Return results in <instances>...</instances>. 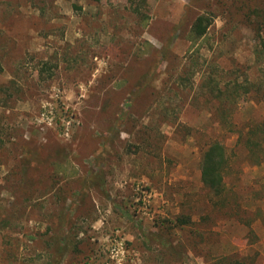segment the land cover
Here are the masks:
<instances>
[{
    "label": "rangeland",
    "instance_id": "rangeland-1",
    "mask_svg": "<svg viewBox=\"0 0 264 264\" xmlns=\"http://www.w3.org/2000/svg\"><path fill=\"white\" fill-rule=\"evenodd\" d=\"M246 5L264 0H0V264H104L112 244L124 264H165L157 224L179 214L194 223L172 230L177 264H264V218L248 233L200 181V150L217 138L227 187L264 213V159L215 119L264 121V27ZM203 12L212 22L191 42ZM233 81L255 87L220 104L211 87Z\"/></svg>",
    "mask_w": 264,
    "mask_h": 264
},
{
    "label": "trees",
    "instance_id": "trees-1",
    "mask_svg": "<svg viewBox=\"0 0 264 264\" xmlns=\"http://www.w3.org/2000/svg\"><path fill=\"white\" fill-rule=\"evenodd\" d=\"M238 8L242 9V17H244V19L253 20L257 28L264 27V9L248 5L244 7L238 6ZM213 16L214 15L210 12H203L195 17L188 32V38L191 42L197 41L206 34L207 28L211 24ZM259 39L264 47V38L259 37ZM2 70L3 67L0 61V72ZM144 76L145 75L143 74V78ZM207 82L215 83L214 79H209ZM250 87L252 88L255 86L251 83H237L233 81L230 83L228 88L224 87V89L216 90L215 87H211V90L216 91L214 95L219 99L220 104H225L226 102L229 105L232 103L235 104L234 102L237 97H239L240 94L251 90ZM241 89H243V91H241ZM215 119L227 129L232 130L231 128L234 127V130H237L235 133V144H238L241 148H243L248 159H256V163L258 164L263 161L264 121L256 123L253 122L251 124L242 123L240 126H237L232 122L231 117L223 112H220V116H217ZM230 160L231 154L227 151L225 145L220 140L214 137L207 138L200 150V181L211 196L210 200L216 199V202L220 205V207L226 206V211H228L230 215L236 216L240 222L248 226V233H253L250 229L251 223L256 219H261V217L264 218V213L260 211V209L249 211L244 209V207H241L239 201L236 200L237 197L235 196V192L231 187H227L225 176L230 168ZM22 163L25 166L29 165L27 164V158H24ZM52 164L54 172L59 174L64 180L73 179L74 174L77 173L76 169L71 166L70 162L60 161L56 158ZM99 176L101 178V175ZM193 223L194 222L189 214H179L171 219L161 220L157 224V235L159 237L157 252L165 264H177L181 253L185 250V246L181 242L176 245L171 242L170 238L173 233L172 230L175 227L181 230L185 226L193 225ZM50 238L57 241L55 237ZM48 264H61L60 255L51 258ZM213 264H252V261H247L246 256H240L237 253H230L219 256L214 260Z\"/></svg>",
    "mask_w": 264,
    "mask_h": 264
},
{
    "label": "built area",
    "instance_id": "built-area-1",
    "mask_svg": "<svg viewBox=\"0 0 264 264\" xmlns=\"http://www.w3.org/2000/svg\"><path fill=\"white\" fill-rule=\"evenodd\" d=\"M123 250L120 245L112 244L108 249V257L104 264H124L122 261Z\"/></svg>",
    "mask_w": 264,
    "mask_h": 264
}]
</instances>
